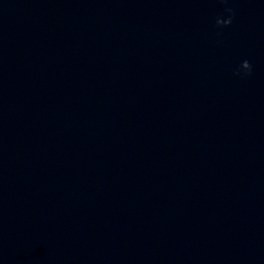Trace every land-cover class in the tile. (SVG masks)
<instances>
[{
    "label": "water",
    "instance_id": "95a60500",
    "mask_svg": "<svg viewBox=\"0 0 264 264\" xmlns=\"http://www.w3.org/2000/svg\"><path fill=\"white\" fill-rule=\"evenodd\" d=\"M0 264H264V0H0Z\"/></svg>",
    "mask_w": 264,
    "mask_h": 264
},
{
    "label": "clouds",
    "instance_id": "9594fccd",
    "mask_svg": "<svg viewBox=\"0 0 264 264\" xmlns=\"http://www.w3.org/2000/svg\"><path fill=\"white\" fill-rule=\"evenodd\" d=\"M228 11H231V9H228ZM231 22V20L229 19V23Z\"/></svg>",
    "mask_w": 264,
    "mask_h": 264
}]
</instances>
